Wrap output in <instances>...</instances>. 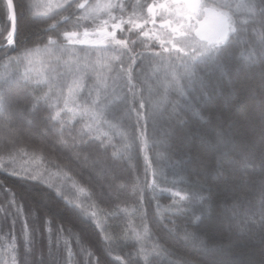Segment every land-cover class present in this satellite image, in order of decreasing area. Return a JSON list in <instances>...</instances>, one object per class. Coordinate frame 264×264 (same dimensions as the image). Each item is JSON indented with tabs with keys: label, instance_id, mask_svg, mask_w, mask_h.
<instances>
[{
	"label": "snow or ice",
	"instance_id": "snow-or-ice-1",
	"mask_svg": "<svg viewBox=\"0 0 264 264\" xmlns=\"http://www.w3.org/2000/svg\"><path fill=\"white\" fill-rule=\"evenodd\" d=\"M30 7H43L46 19L59 17L43 31H54L69 21L75 28L82 27V21L94 25L91 32L84 28L83 38L77 31H64L66 43L59 35H50L42 45V36L21 38L14 27L0 57V144L8 149L7 158L0 155V171L36 189L34 215L49 235L54 226L49 216L54 185L48 182V168L41 167L44 156H35L43 153L42 145L31 146L35 157L31 164H17V156L28 155L29 145L18 147L26 137L55 136L54 147L69 152L68 163L78 162L89 171L101 196L105 187L111 195L113 185L107 182L116 178L125 157L132 159L137 149L146 153L159 146L178 172L191 169L215 189L208 197L196 199L209 205L214 213L209 219L221 226L220 235L212 238L211 247L204 245L195 260L184 257L180 264H264V0H153L146 15L142 0H47L21 3L19 15ZM7 8L15 21L13 0H7ZM63 12L68 15H60ZM118 33L124 38H118ZM137 44L147 51L137 53ZM156 44L159 49L153 51ZM239 45L244 48L237 57ZM76 46L86 55H78L73 50ZM9 49L16 54L9 55ZM145 56L147 68L141 67ZM241 75L248 86L237 101L239 107L213 109L211 102ZM161 90L175 92L179 99L164 103ZM44 105L47 114L42 116ZM80 120L84 123L76 129L74 122ZM102 129H116L123 140L120 147ZM48 163L59 167L55 161ZM154 184L155 180L150 186ZM55 195L76 204L69 210L76 218L87 214V208L77 203L78 195L70 200L59 188ZM173 195L179 199L169 208L182 213V204L190 197L180 192ZM8 204L15 207V199ZM23 211L16 207L17 215ZM192 227L201 230V225ZM38 230L25 223L21 264H56L54 258H31L33 233ZM55 232L57 245L63 240L71 264L63 221ZM134 235L140 242L136 255L144 264H164L158 258L171 255L162 244L148 247L142 232L134 230ZM7 248L18 252L15 236ZM245 249L258 253L259 259L242 258ZM6 264H18V257L13 255Z\"/></svg>",
	"mask_w": 264,
	"mask_h": 264
},
{
	"label": "trees",
	"instance_id": "trees-1",
	"mask_svg": "<svg viewBox=\"0 0 264 264\" xmlns=\"http://www.w3.org/2000/svg\"><path fill=\"white\" fill-rule=\"evenodd\" d=\"M152 1L142 0L145 3V15L147 14V5ZM37 2H42V0H13L17 6L16 31L19 32L21 38L27 37L29 40H36L37 36H42V45L48 36L59 35L61 42L66 43L62 35L64 31L80 32L81 27H73L71 21L61 22L54 31H43L59 17L44 18L43 12L40 11L42 7H30L24 15H19L21 3L31 5ZM131 11L132 9L129 7L128 12ZM114 14L119 15V13ZM60 15H68V13L63 12ZM124 18H128L127 14ZM139 23H143V21L141 20ZM150 25L151 23L148 24V27ZM125 27L127 28V26ZM9 33L10 19L7 5L5 0H0V57L3 56V47L7 45ZM118 35L124 38L119 33ZM132 38L135 39V36ZM75 48L77 51H81V46ZM243 48L244 45L237 47V57H240ZM158 49L159 46L156 44L153 51ZM134 50L137 53L147 51L140 44H137ZM8 54L15 55L16 53L9 49ZM144 59L147 60V56ZM2 64L3 61L0 60V71L3 70ZM141 67L144 65L141 64ZM247 86L248 84L241 75L235 84L225 88L223 95L211 102V107L213 109L222 107L225 110L239 107L237 101L243 96ZM46 114L47 105H44L40 115ZM201 115L206 114L201 113ZM60 119L66 120L67 116H62ZM194 119L199 120L200 117L196 116ZM132 122H135L134 117ZM74 123L75 128L78 129L84 121L80 120ZM56 127L59 128V124ZM148 130L151 134V123ZM102 131L108 132L112 144L117 148L123 143L122 137L117 134L116 129H102ZM72 135H75V130L72 131ZM65 136H68L67 129ZM54 142L55 136L53 135H49L46 139H41L38 135L26 137L18 147L29 145L26 149L28 155L17 156V164H31L35 159L31 146H43V153L37 152L35 156L41 154L44 156L41 167H47L49 170L47 178H53L56 181L52 189L54 199L49 204V216L54 220L51 236L34 215V209L38 206L34 200L36 189L9 172L0 171V209H3L0 211V264H6L13 255L18 257V264L23 261L22 229L25 223L32 229L39 228L33 233L31 258L39 260L43 256L46 261L54 258L56 264H69V253L63 240L57 245L55 229L60 227L62 221L65 229L63 235L69 241L68 247L72 252L71 264H97V261L99 264H125V262L135 264L137 259L140 260V264H144L143 259L136 255L140 242H137L134 230L144 234L143 242L148 247L162 244L171 250V255L158 258L162 259L164 264H180L184 257L195 260L203 251V246L211 247L212 238L220 235L221 226L209 219L214 215L209 205L202 204L196 199L199 196L208 197L210 192L215 189L209 181L201 180L191 169L182 173L178 172L166 158L167 153L163 147H153L146 153H141L137 149L132 154V159L125 157L116 170V178L114 180L110 178L107 182L113 185L111 195L107 194L108 189L105 187V195L101 196V189L90 178L89 171L78 162L68 163L69 152L61 151L59 145L54 147ZM108 151L111 153L113 148L110 147ZM7 152L8 149L0 144V155L7 158ZM145 157H147V161ZM49 161H55L59 167L51 166ZM153 171L156 172L155 177ZM154 180V186H150ZM48 182L51 183V181ZM60 182L63 183L60 184ZM73 184L77 186L76 189L72 187ZM56 188H59L70 200H76L78 195L77 203H81L87 208V214L82 213L79 218H76L69 211L76 207V204H69L63 197L56 196ZM117 188L121 190L117 192ZM77 189H84V191L78 192ZM176 192L190 197L188 201L183 202L184 211L182 213H176L169 208L174 199H179L173 195ZM13 198L15 207H9L8 201ZM16 207L23 208L22 215H17ZM91 208L97 213V222L93 220L89 212ZM145 224H147V229L144 228ZM197 224L201 225L200 231H196L192 227ZM41 233L43 234L41 235ZM12 236L17 239V253H13L11 248H7L5 251ZM50 241L51 249L49 248ZM50 251L51 257L49 256ZM89 252L91 253L90 257L88 256ZM118 257L120 259H117ZM242 258L259 259V255L245 249Z\"/></svg>",
	"mask_w": 264,
	"mask_h": 264
},
{
	"label": "rangeland",
	"instance_id": "rangeland-1",
	"mask_svg": "<svg viewBox=\"0 0 264 264\" xmlns=\"http://www.w3.org/2000/svg\"><path fill=\"white\" fill-rule=\"evenodd\" d=\"M42 2L43 3H47V0H42ZM59 2H63V0H59ZM153 2V1H152ZM151 2V3H152ZM42 10H40L41 12H45V9L42 7L41 8ZM78 15H79V13H78ZM159 20H157V26H159ZM85 27H87L88 28V30L91 32V31H93L94 30V25H92V23L90 22V21H82V27H81V29H80V34H81V38H83V32H84V28ZM152 27V25H150L148 28H151ZM118 38H121L119 35H118ZM159 46V45H158ZM78 55H80L81 57H83V56H85L86 55V53L84 52V51H77V49L76 48H74L73 49ZM65 59H67V55H65V57H64ZM92 58L94 59L95 58V53H93L92 54ZM142 64L144 65V67L145 68H147V66H148V59L146 60V59H144L143 61H142ZM148 71H149V75H151V70L150 69H148ZM152 79H153V81H155L156 80V77H152ZM161 93L164 95V103H169L170 101L171 102H175V101H177L178 99H179V97L175 94V92H172V91H169L168 93H163V90H161ZM48 179V181H51V184H56V181H54V179L53 178H47ZM50 183V182H49ZM63 182H60V184H62ZM59 188L61 189V187L59 186ZM68 195H69V193H68ZM90 214H91V216H92V212H96L93 208H91L90 209ZM92 218H93V220L94 221H96L97 222V218L96 217H93L92 216Z\"/></svg>",
	"mask_w": 264,
	"mask_h": 264
},
{
	"label": "water",
	"instance_id": "water-1",
	"mask_svg": "<svg viewBox=\"0 0 264 264\" xmlns=\"http://www.w3.org/2000/svg\"><path fill=\"white\" fill-rule=\"evenodd\" d=\"M5 2H6V5H7V0H5ZM7 9H8V8H7ZM8 16H9V19H10V13H9V10H8ZM14 27H15V29H16V19H15V21H13L12 19H10V32H13ZM6 44H7V42H6Z\"/></svg>",
	"mask_w": 264,
	"mask_h": 264
}]
</instances>
